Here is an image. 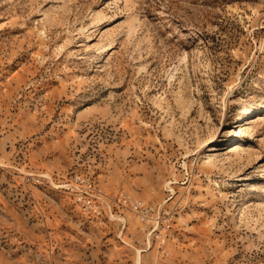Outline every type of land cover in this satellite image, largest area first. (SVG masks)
Listing matches in <instances>:
<instances>
[{
	"label": "rangeland",
	"instance_id": "1",
	"mask_svg": "<svg viewBox=\"0 0 264 264\" xmlns=\"http://www.w3.org/2000/svg\"><path fill=\"white\" fill-rule=\"evenodd\" d=\"M0 264H264V0H0Z\"/></svg>",
	"mask_w": 264,
	"mask_h": 264
},
{
	"label": "built area",
	"instance_id": "2",
	"mask_svg": "<svg viewBox=\"0 0 264 264\" xmlns=\"http://www.w3.org/2000/svg\"><path fill=\"white\" fill-rule=\"evenodd\" d=\"M71 188L73 189L72 192L74 193L75 200L82 212L96 219L104 215V206L97 198L96 189L89 179L79 177L75 180V184H72ZM113 203L114 206L116 205L119 208L127 209L141 217H147L152 213V209L145 203L141 201H132L124 196L115 200Z\"/></svg>",
	"mask_w": 264,
	"mask_h": 264
},
{
	"label": "bare ground",
	"instance_id": "3",
	"mask_svg": "<svg viewBox=\"0 0 264 264\" xmlns=\"http://www.w3.org/2000/svg\"><path fill=\"white\" fill-rule=\"evenodd\" d=\"M257 113H258V111H256V110H246V112H245V114H247L248 116H251V115H253V114H256L257 115ZM248 119V118H247ZM228 139H231V140H233L232 138H228ZM230 140V141H231ZM236 142H239L240 140H235ZM218 142V141H217ZM212 151H214V150H212Z\"/></svg>",
	"mask_w": 264,
	"mask_h": 264
}]
</instances>
